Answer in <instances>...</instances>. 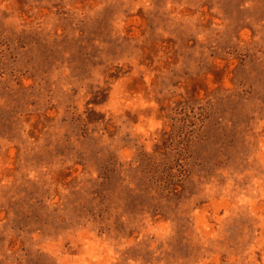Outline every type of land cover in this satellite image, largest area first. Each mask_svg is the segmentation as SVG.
Returning a JSON list of instances; mask_svg holds the SVG:
<instances>
[{
  "label": "rangeland",
  "instance_id": "1",
  "mask_svg": "<svg viewBox=\"0 0 264 264\" xmlns=\"http://www.w3.org/2000/svg\"><path fill=\"white\" fill-rule=\"evenodd\" d=\"M0 264H264V0H0Z\"/></svg>",
  "mask_w": 264,
  "mask_h": 264
}]
</instances>
